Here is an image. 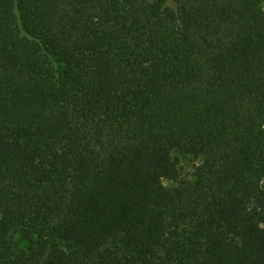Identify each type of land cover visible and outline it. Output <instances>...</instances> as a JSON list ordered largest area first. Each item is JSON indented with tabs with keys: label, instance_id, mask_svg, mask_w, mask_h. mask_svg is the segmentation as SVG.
Wrapping results in <instances>:
<instances>
[{
	"label": "trees",
	"instance_id": "1",
	"mask_svg": "<svg viewBox=\"0 0 264 264\" xmlns=\"http://www.w3.org/2000/svg\"><path fill=\"white\" fill-rule=\"evenodd\" d=\"M263 2L0 0V264H264Z\"/></svg>",
	"mask_w": 264,
	"mask_h": 264
},
{
	"label": "rangeland",
	"instance_id": "2",
	"mask_svg": "<svg viewBox=\"0 0 264 264\" xmlns=\"http://www.w3.org/2000/svg\"><path fill=\"white\" fill-rule=\"evenodd\" d=\"M262 6L264 10V2ZM174 156L177 158L180 175L190 180H193L194 170L195 167L200 163V159L185 155L180 152H175ZM173 183V181L164 180V184L166 185H172ZM12 240L16 243L17 247L19 246L24 248L27 246V241L20 237L18 232L13 236Z\"/></svg>",
	"mask_w": 264,
	"mask_h": 264
}]
</instances>
